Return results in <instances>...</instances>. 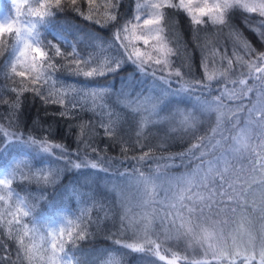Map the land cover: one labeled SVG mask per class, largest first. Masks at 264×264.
I'll use <instances>...</instances> for the list:
<instances>
[{"label":"snow or ice","instance_id":"obj_1","mask_svg":"<svg viewBox=\"0 0 264 264\" xmlns=\"http://www.w3.org/2000/svg\"><path fill=\"white\" fill-rule=\"evenodd\" d=\"M28 0H10L12 8L15 10V19H13L10 11H4L0 15V55L3 54L6 47V41L3 39L5 34H14L15 43L13 45L14 59L5 62L3 68H0V77L11 80L15 84V78L26 77L25 71H18V65H27L35 75L31 78V84L36 87H27L21 80L19 87H12L10 91L15 94L11 100H5L0 97V104L8 106V124L7 127L0 124V169H5V175L0 179V186L8 189V196L13 195L12 184L18 180L20 182H35L39 186V196L37 201L48 199V189L51 188L55 192L56 188L64 181L68 180L73 174H79L82 169H96L104 173H108V167L104 166L107 157H101L99 149L93 146L94 136L87 139L83 138V126H81V138L78 144H83L84 152L81 155V149L78 147L74 152L70 151L66 145L62 143H54L50 137L52 134V126H45L39 120L33 121L32 129H28L24 125L21 116L23 111L22 97L26 92H33L42 103L58 104L64 110L53 115L60 118L72 116V110L77 104L71 100H67L72 85L61 86L56 89V81L54 73L58 67H64L59 64L57 57L65 61L70 75L83 76L85 79L103 78L107 75H118L125 72L129 65L132 71V81L125 76L122 84L123 87L118 91V100L123 104V109L128 110L129 115L136 116V137L137 143L144 134V130L149 125H155L167 122L170 127L168 135L175 137L190 136L198 142L189 147L186 152L168 157L156 158L148 152H142L138 157H134L138 163H148L153 159H169L177 158L183 160L186 157L199 159L201 164L193 170L192 173L178 179V183L187 185L181 188L175 196V203L171 207L186 209L187 216L177 212L176 216L168 221L176 228L175 237L171 234L165 236V240L172 238H180L181 236L191 237L196 243H207L208 250L212 252V259L218 264H256L257 247H258V264H264V203L258 208L253 207L252 212H242L241 222L238 228L230 231L225 235V227L228 221L212 220L211 214L213 209L216 214L225 211L236 213L237 208L243 207L242 201L249 190L253 189V184H258L260 190L264 191V152L258 155L255 160L249 159L248 170L250 176H243L244 166L240 169H234L233 161L239 163L240 155L249 150L248 139L245 133L250 129V125H255L261 130L264 136V50L257 49L251 41H249L242 31L233 23L232 17L236 11L248 14H258L261 18L257 25H253L252 20L245 16L244 23L250 31L257 35V39L264 45V0H144V3L136 4V14L132 20L120 22V0H106L103 5V19H95L91 14L85 15L76 6L77 0H70L72 10L77 12L85 20L92 21L100 29L107 30L112 28L111 41L103 40L99 35L90 36L93 51L82 54L75 46L71 52H64L58 44L52 41L45 42L42 39L41 32L37 25H44L48 22L47 18L55 17L57 11H63L62 0H41L37 8L28 7L27 15L35 17V21H21L20 17L24 15L22 8ZM91 3V0H89ZM54 9L56 11H54ZM147 9V18L145 16ZM165 9H175L183 12L192 26L193 33H198L200 28L205 24H211L218 28L219 31H227L229 41L232 43V51L229 54L226 50L213 49L212 56L219 53L224 71L219 73L215 69L209 71L206 58H202L201 67L204 70L205 79L208 83L199 80L188 79L191 76V65L188 64V71H184V65L177 67L172 57L180 58L182 55V41L176 36V24L166 17ZM20 24L21 26H16ZM131 37V38H130ZM198 38V37H197ZM142 41L145 47L151 44L152 51L146 52L133 43ZM175 46H172V45ZM105 45L108 48L115 46L118 53L113 56L104 55L106 52ZM98 50V52H97ZM183 52H187L184 47ZM234 66L240 71L239 79H231L232 88L225 87V90L213 99H201L200 95H196L194 102L193 93L201 88H209L213 81L227 79L228 74L235 75ZM6 69V70H5ZM243 69L247 71L244 72ZM137 75L148 77L153 80L154 88L159 89V93L155 96H143L137 93L135 78ZM51 81V87L45 88V85ZM251 81V83H249ZM176 83L179 87L173 89L171 85ZM238 85V87H235ZM130 90V91H129ZM255 94V102L251 103V107L247 108L248 120L245 128L241 130V134L233 137V145L221 153L220 156L211 160H204L208 152L217 148H223V140L227 137L223 135L225 117L232 113V109H228L222 102L225 97L229 100H240ZM109 86H96L91 90L84 92V95L91 101L92 110L98 112L100 116L99 130L105 136L116 138L122 131L119 116L112 111V105L108 103V97L111 95ZM66 100L70 107H65ZM184 105V107H181ZM189 105L191 106L189 108ZM245 107L241 105L236 109L240 111ZM199 112V115L197 114ZM216 113L215 127L211 129L213 136L219 134L220 139L213 142L212 136L197 137L196 132L201 124V115L205 113ZM107 117L105 122L104 117ZM115 117V118H114ZM239 122V117H237ZM36 128H40L43 135H36ZM11 129V130H10ZM122 150L129 147L128 141L120 138ZM164 145L162 144V147ZM143 149V145H140ZM264 148V142L260 145ZM88 149L94 154L92 158H88ZM229 153L231 155H229ZM53 157L57 163L56 167H45V158ZM207 164V168L204 165ZM28 171L25 172L23 168ZM62 165V167H61ZM138 172V169H133ZM231 173V174H229ZM132 173L127 170L117 174V179L130 180ZM137 184H143L147 192L149 186L154 193L156 185L150 176H146L143 172H139L136 177ZM218 181V183H217ZM250 181V182H249ZM71 184V181H69ZM247 184L245 188L244 185ZM120 188L119 184H112L109 189L107 185L101 189L97 181L80 184L79 187L72 185L70 188L65 187L64 192L70 199L79 201L80 203L90 201L92 206L99 204L103 207V202L98 197L106 196L108 191L116 192ZM197 188L196 192L191 189ZM202 189V190H201ZM5 197L0 195V200ZM189 201V204L185 203ZM123 205V201H121ZM153 200L151 196L143 199L138 205L143 209L142 212L136 214V218H130V209L125 208L124 214H119V209L115 207L109 209L112 213L111 219L115 227V221L119 220L118 232L132 230L136 237V242L129 243L126 240L114 239L113 243L119 245L120 248L130 250L134 253H150L152 256L159 257L164 261L165 256L161 255L162 242L159 236L156 239L150 237L153 229L154 216L147 209L151 207ZM236 205L235 207H230ZM36 205H28L24 200H18L17 212L21 217H28L32 214ZM109 211H105L103 222L109 219ZM209 215H205V213ZM259 211L261 213V223L259 225V243L257 244V234L253 231L256 225L249 219V216ZM63 213V216L59 214ZM73 215L70 209L64 208L62 205L52 204L51 213L41 220L51 221L48 235L50 240V254L47 256H37L36 253L41 251L42 246L32 243L31 246L24 242L22 237L14 234L12 225L20 224L21 220L15 214L13 218L0 223V229L6 228L4 232L5 239L0 240V264H23L27 260L28 264H32L34 260H39L41 264H65L66 246H76L79 241L86 240L91 232L92 226L99 228L102 220L99 216L95 220L91 218L90 213L81 212L77 218L76 230L71 228L60 227L57 229L53 225L57 222V217L63 221L65 217ZM196 218V223H193ZM177 220L179 225L177 227ZM127 221V223H125ZM69 225L71 220H67ZM24 236H28L30 232L36 229H29L25 224L23 226ZM183 230V231H181ZM65 232L67 238L65 239ZM142 233L143 243H140ZM116 235V234H113ZM247 237V246L240 247L238 239ZM231 240V244L228 243ZM10 242L15 243V253L12 252ZM49 252V249H43ZM63 254V255H62ZM172 259L167 264H177V254H172ZM185 259H187L185 257ZM104 264H124L122 257L109 255ZM188 264H209L206 260L188 261Z\"/></svg>","mask_w":264,"mask_h":264},{"label":"trees","instance_id":"obj_2","mask_svg":"<svg viewBox=\"0 0 264 264\" xmlns=\"http://www.w3.org/2000/svg\"><path fill=\"white\" fill-rule=\"evenodd\" d=\"M5 1V0H1ZM135 0H120V22L131 20L134 10ZM41 0H38L34 5H24L22 8V17H29L31 21H35V17L27 15L28 7L37 8ZM106 0H77V7L85 15L89 14L91 8V14L95 19H103V5ZM63 11H57L55 17L47 18L48 22L44 25H37L38 30L41 32L42 39L52 41L62 49L64 52H71L72 47L75 46L79 49L82 54H87L93 51L92 44L96 42H90V36L99 35L105 41H111L112 39V28L109 27L107 30L100 29L92 21L85 20L77 12L72 10L70 0H62ZM54 11H56L54 9ZM166 17L170 18L173 23L176 24V36L182 41L180 58L172 57L175 66L179 67L181 64L184 65L183 70L188 71V64L191 65V76L188 79H194L208 83L205 79L204 70L201 67L202 58H206L208 63L209 71L213 69L217 73L224 71V67L221 63V56L218 53L215 58L212 56L213 49L226 50L229 54L232 51V43L229 41L227 31L221 32L217 27L212 26L210 23L202 26L198 33H193L192 26L189 23L188 18L183 12H178L175 9H165ZM245 16H248L253 25H257L261 19L258 14H248L236 11L233 14V23L242 31L243 35L251 41V43L260 50H264V45L257 39V35L253 31L242 23ZM198 37V38H197ZM13 34H5L3 39L6 41V47L4 48L3 54L0 55V68H3L7 56L9 55V49L13 42ZM12 40V41H11ZM11 43V44H10ZM172 46H175L174 44ZM184 47L187 48V52L184 53ZM106 52L104 55L113 56L118 53V49L113 46L108 48L105 45ZM98 52V50H97ZM59 64H63L64 67H58L54 73V80L56 81V89L59 90L61 86L72 85L73 90L69 92L67 100H71L77 104V107L72 110V116L66 118H60L58 113L64 109L58 104H44L36 97L33 92H26L22 97L23 111L21 120L24 125H27L28 129H32L33 121L39 120L40 123L52 126V134L50 139L54 143H62L67 146L70 151H75L78 147L81 149V155L83 156L84 146L78 144V140L81 138V126H83V138L87 139L90 136H94L93 146L99 149L101 157H107L104 161V166L108 167L109 172L104 173L96 169H82L79 174L73 173L68 180L60 184L56 188L55 192L51 188L48 189V199L37 201L39 196V186L35 182H20L14 181L12 184L13 193L18 200H24L28 205H36L31 215L28 217H21L20 213L10 209V207L0 209V223L13 218L12 214H15L20 218L21 223H13L12 229L14 234L24 239V242L31 246L32 243H36L42 246L41 251H38L36 255L45 256L43 249H46L47 235L45 226L48 220H41L42 217H47L51 213L52 204L62 205L64 208L70 209L73 215L67 216V220H71L72 224L67 225L65 228H71L73 231L76 230L75 226L78 223L77 218L81 212L90 213L93 220L99 216L102 220V224L99 228L95 225L92 226V235H89L86 240L79 241L74 247L72 245L66 246V258L69 260V264H104L109 255H116L122 257L124 264H167V261L172 259V254H177V264H188V261L206 260L209 264H218L217 261L212 259V252L208 250L207 243H196L191 237L181 236L180 238H172L165 240V236L171 234L175 237L176 228L173 227L169 220L176 216L177 212L187 216L186 209L184 208H173L171 205L175 203V196L179 189L186 188L187 185L178 183V179L185 177L193 172L198 165L201 164L199 159L192 157H186L183 160L177 158L175 160L169 159H153L148 163H138L134 157H138L142 152H148L156 158L161 156L168 157L177 155L191 147L192 144L197 143L196 139H192L190 136H175L168 135L170 127L167 122L149 125L145 130L143 136L140 137L139 143H137L136 137V119L138 116L133 118V115L128 114V110L123 109V104L117 99L119 93L117 90L123 87L122 81L125 76L128 77L129 81H132V76L129 73L133 70L131 65L128 66L125 72H121L118 75H107L103 78L96 79H85L83 76L70 75L68 66L65 61L57 57ZM6 70V69H5ZM240 69L234 66L235 75L232 73L228 74L227 79L219 81H213L211 87L201 88L193 93L192 99L194 102L195 96L200 95L201 99L207 98L213 99L216 95H219L225 90V87H234L231 84V79L242 78L240 76ZM246 72V69H243ZM26 72V77H16L14 84L11 80H6L0 77V97L5 100H11L15 94L10 91L12 87H19L20 81L23 80L27 87H36L31 84V78L35 74ZM51 81L45 88L51 87ZM251 83V81H249ZM135 85L137 93L143 96H155L159 93L158 88H154L153 80L150 76L144 77L137 75L135 78ZM96 86H109L111 95L108 97V103L112 105V111L119 116L121 121L122 131L116 138H110L99 130L100 116L98 112L92 110L91 101L84 95V92L91 90ZM173 89L179 87L178 84L173 83L171 85ZM235 87H238L236 85ZM130 91V90H129ZM255 94H250L249 97L240 100H229L227 97L223 99V103L228 109H232L233 112L229 113L225 117V123L223 125V135L227 137L223 140V148H217L214 151H210L204 157V160H211L217 156H220L222 152L227 151L233 145V137L241 134V130L245 128L248 120L247 108L251 107V103L255 102ZM66 100L65 107H70ZM245 107L236 111L241 105ZM184 107V105H181ZM191 106L189 105V108ZM199 115V112L197 113ZM216 113H205L201 115V124L196 132L197 137L212 136L213 142L216 139H220V135L213 136L211 129L215 127ZM8 116V106L0 104V124L7 127L8 121L5 117ZM239 117V122H237ZM115 118V117H114ZM107 122V117H104ZM249 131L245 133L248 139L249 150L243 152L240 155L239 163L233 161L234 169H240L244 166L243 172L240 174L243 176H250L251 173L248 170L249 159L255 160L259 154L264 152V148L260 145L264 142V136L261 135V130L255 125L249 126ZM11 130V129H10ZM36 135H43L40 128H36ZM128 141L129 147L127 150H122L120 144V138ZM162 144L164 145L162 147ZM140 145H143L141 149ZM88 158L93 157L91 149H88ZM229 155H231L229 153ZM56 167L57 163L53 157L45 158V167ZM23 168V165L21 166ZM62 167V165H61ZM207 168V164L204 165ZM138 169V172L133 171ZM2 170V169H0ZM25 172L28 170L23 168ZM132 173L131 179H117V174L125 171ZM139 172H143L146 176H150L153 183L156 185L155 192L151 191L149 186L148 191H145V186L137 184L136 177ZM231 174V173H229ZM100 184L101 189L108 186L111 188L112 184H119L120 188L116 192L108 191L106 196L98 197L103 202V207L99 204L92 206L90 201L85 198L84 203H80L74 199H70L69 196L64 192L65 187H71L75 185L79 187L80 184L86 181L92 182L97 181ZM71 181V184L69 183ZM250 182V181H249ZM218 183V181H217ZM247 187V184L244 185ZM253 190H249L244 196L242 204L243 207L237 208L236 213L229 211L220 212L216 214V210L213 209L211 219L220 221L223 226V221L227 220L228 225L225 227V235L239 227L241 222L242 212H252V208L259 207L264 203V191L260 190L258 184H253ZM198 189L193 188L191 192H196ZM202 190V189H201ZM3 195H6V190H2ZM152 197L153 204L149 209V212L154 216L153 229L150 233V237L156 239L159 236L162 242L161 255L165 256V260H159V257L152 256L150 253H134L130 250L120 248L119 245L113 243L114 239L126 240L129 243L136 242V237L132 230L125 232H118L119 220L115 221V227L113 226V220L111 219L112 213L109 209L115 207L119 209V214L123 215L125 208L130 209V218H136V214L143 211L138 205L140 202L147 198ZM123 201V205L121 204ZM17 203V201H16ZM185 203L191 206L189 201ZM231 205L230 207H235ZM105 211H109V219L103 222ZM205 215H209L206 211ZM249 219L256 225L253 231L257 234V244L259 243V225L261 221V213L259 211L249 216ZM196 218H193V223H196ZM127 223V221H125ZM27 225L29 229L35 228L36 231L30 232L28 236H24L23 226ZM179 220H177V227ZM7 229H0V240L5 239L4 232ZM183 231V230H181ZM116 234V235H113ZM65 239L67 238V232H65ZM143 243L142 233L139 241ZM228 243L231 244V240L228 239ZM241 249L247 246V237L238 239ZM10 247L13 253H15L16 245L10 242ZM185 257L187 259H185ZM257 259H258V247H257ZM19 264V262H18ZM23 264H28L27 260ZM32 264H41L39 260H34ZM239 264V260L237 262Z\"/></svg>","mask_w":264,"mask_h":264},{"label":"rangeland","instance_id":"obj_3","mask_svg":"<svg viewBox=\"0 0 264 264\" xmlns=\"http://www.w3.org/2000/svg\"><path fill=\"white\" fill-rule=\"evenodd\" d=\"M37 1L38 0H28L26 5H28V4L34 5ZM18 2L22 3V0H18ZM137 3H144V0H135L134 1V10H133V14H132L131 20L133 19L134 15L136 14V4ZM4 11H10L13 19H15V10L12 8V6L10 4V0H5V1H1L0 0V15H2V13ZM144 11H145V16L142 17V19L143 18H147V15H146L147 9H145ZM20 20L21 21H29L30 18L21 16ZM16 26H21V25L17 24ZM12 39H13V42H12V44L10 43L11 47L9 49V55L7 56L6 62L9 61L10 59H14V55H13V45L15 43L14 34H13V38ZM133 43L135 44L136 47H139V48H141L142 50H144L146 52L152 51L151 44L148 47H145L143 45L142 41L133 40ZM18 71H27L30 74H35L34 72L31 71V69L27 65H24V66H19L18 65ZM72 90H73V88H72ZM4 175H5V169L0 170V179H2L4 177ZM3 189L6 190V195H3V193H2ZM0 195L5 197L4 200H0V209L1 210L4 209V208L10 207V209H12V210L14 209V211H17L18 198L15 196L14 193H13V195L11 197H9L8 196V189L4 188L3 186H0ZM16 201H17V203H16ZM63 215H64L63 213L59 214V216H63ZM59 216L57 217V222L53 226L56 227L57 229H59L60 227H64L65 228L68 225L67 219L65 217V219L63 221H61L59 219ZM50 224H51V221H48L46 226H45V231H46V235H47V238H48L47 241H46V249H49V252H46L45 256L50 254V240H51V237H49V235H48ZM65 264H69V260L67 258L65 260ZM256 264H258V259H257Z\"/></svg>","mask_w":264,"mask_h":264}]
</instances>
